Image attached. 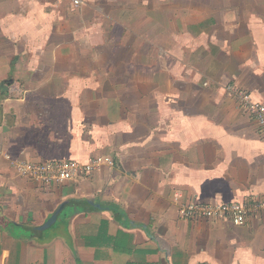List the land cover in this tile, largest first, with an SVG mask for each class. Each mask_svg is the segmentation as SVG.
<instances>
[{"label": "crops", "instance_id": "1", "mask_svg": "<svg viewBox=\"0 0 264 264\" xmlns=\"http://www.w3.org/2000/svg\"><path fill=\"white\" fill-rule=\"evenodd\" d=\"M264 0H0V264H264ZM27 162L108 156L62 183ZM64 204L54 223L44 224Z\"/></svg>", "mask_w": 264, "mask_h": 264}, {"label": "built area", "instance_id": "2", "mask_svg": "<svg viewBox=\"0 0 264 264\" xmlns=\"http://www.w3.org/2000/svg\"><path fill=\"white\" fill-rule=\"evenodd\" d=\"M63 1V0H59ZM73 7H79L81 0H65ZM229 94L238 99V105L247 113L264 131V103L255 98L251 93L236 87L233 83L226 85ZM9 159L13 168L21 176L30 177L34 181L49 185L62 183L83 174H89L99 170L103 165L111 164L112 159L108 156H95L86 162L74 159L45 160L37 163L27 162L20 159ZM264 214V198L253 201H233L203 204L189 202L178 208V215L182 218H227L235 225L244 224L251 216Z\"/></svg>", "mask_w": 264, "mask_h": 264}, {"label": "water", "instance_id": "3", "mask_svg": "<svg viewBox=\"0 0 264 264\" xmlns=\"http://www.w3.org/2000/svg\"><path fill=\"white\" fill-rule=\"evenodd\" d=\"M63 205L64 204H61L60 207L58 208V210L55 211L44 224L37 226L35 228L36 231H34V233L41 232V231L45 230L46 228H49L54 223V221L56 220L57 215L60 212V210L62 209Z\"/></svg>", "mask_w": 264, "mask_h": 264}]
</instances>
